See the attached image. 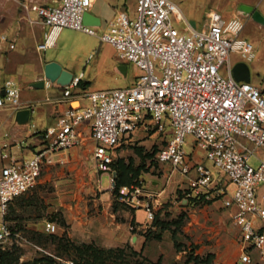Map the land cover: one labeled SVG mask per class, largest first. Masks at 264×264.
<instances>
[{
    "label": "built area",
    "instance_id": "built-area-1",
    "mask_svg": "<svg viewBox=\"0 0 264 264\" xmlns=\"http://www.w3.org/2000/svg\"><path fill=\"white\" fill-rule=\"evenodd\" d=\"M17 1L25 10L36 12L46 29L40 51L55 47L65 29L81 31L112 46L121 61L133 64L140 73L136 83L127 88L86 90V104L77 107L74 92L81 88L84 74L74 76L62 89L63 101L69 106L60 112L55 125L42 133L43 147L28 159L2 153V159L9 162L0 167V252L33 245L12 229L11 205L35 187L57 153L85 144L86 126L94 144L95 167L113 176V188L118 149L141 132L167 134V145L158 153V160L185 178L186 202L211 201L217 192L224 207L234 209L241 264H253L252 251L264 259V90L234 76L236 64H249L257 57L253 43L243 36L246 21L242 14L226 20L218 11H210L198 30L172 0H136L134 16L120 11L100 34L84 23L92 0H61L54 7ZM174 20L185 22L182 32ZM8 41V36H0V50ZM3 91L0 108L19 111L18 83L5 81ZM189 136L211 167L195 161L194 153H187ZM253 158L257 168L250 163ZM120 194L119 201L143 210L146 221L154 222L158 194L145 191L142 184L124 187ZM45 232L55 234L58 226L48 221Z\"/></svg>",
    "mask_w": 264,
    "mask_h": 264
},
{
    "label": "rangeland",
    "instance_id": "rangeland-1",
    "mask_svg": "<svg viewBox=\"0 0 264 264\" xmlns=\"http://www.w3.org/2000/svg\"><path fill=\"white\" fill-rule=\"evenodd\" d=\"M172 1L186 19L201 30L208 12L216 10L229 20L238 15L237 9L245 0ZM174 23L181 32L184 30L185 22L174 20ZM15 29L0 13V36H9V41L4 42L0 50L3 57L15 55L19 50L10 49ZM252 29L249 28L245 36L253 43L257 57L248 66L253 84L264 90V28ZM65 30L64 36L86 43V51L69 53L66 58L78 62L86 59V81L91 82V89H120L136 83L139 70L133 64L121 61L115 49L102 44L95 36ZM21 43L17 44L18 48ZM55 51L48 49L40 55L47 57ZM121 66L127 68L126 75L117 72L116 68ZM9 77L19 80L18 75ZM74 106L77 107V103ZM37 123L38 116L34 115L32 124ZM3 131L8 133L6 141L12 142L14 130L9 128ZM168 137L167 134H156L155 130L132 135L118 149L113 166L116 171L115 164L118 160H124L131 162L133 168L140 172L139 180L145 191L158 194L154 198L156 215L160 222L168 224L167 229H162L161 224L154 227L141 215L140 220L144 223H137V209L113 195V176L104 174L102 177V172L95 168L92 160L94 144L87 139L83 148L86 150V160L89 157L87 164L73 163L71 168L65 167L59 175L44 169L35 187L20 196L18 202H13L9 214L12 229L20 232L33 245L16 246L8 251L11 254L3 258L0 264L33 262L49 256L47 253L54 255L62 264L67 261L80 262L78 249L84 245L118 250L109 255L103 264H241L240 230L224 207L222 197H218L214 191L215 198L211 201L189 204L186 202L188 185L185 178L174 172L170 165L159 162L158 153L167 145ZM18 141L20 143L13 144H20L22 150L32 151L39 144L35 140L25 148L23 138ZM24 142L27 143L28 139ZM185 149L188 154L194 153L195 161L212 166L205 154L195 149L193 137L187 138ZM250 163L255 168L259 165L254 158ZM50 174H53L52 177H49ZM48 221L56 223L57 233L50 235L45 232ZM174 222H180L179 227ZM175 230L177 238L173 235ZM258 255L252 251V258L257 259Z\"/></svg>",
    "mask_w": 264,
    "mask_h": 264
},
{
    "label": "crops",
    "instance_id": "crops-1",
    "mask_svg": "<svg viewBox=\"0 0 264 264\" xmlns=\"http://www.w3.org/2000/svg\"><path fill=\"white\" fill-rule=\"evenodd\" d=\"M31 1L40 5L54 7L59 5L61 0ZM243 4L253 7V13H259L262 19V22H258L252 18V15L247 17L242 15L246 21L243 36L247 39L245 35L247 34V30H249V28L253 27L252 30H261L264 28V0H245ZM122 10L127 11L131 16H134L136 11V0H92V6L88 10L87 14H90L93 18L94 25L92 27H94L98 31V33L101 34L107 29L109 23ZM237 12L238 13L236 14L239 15V7L237 9ZM0 13L4 19H7L9 21L11 27L16 28L14 31L15 35H13V38L10 43V49H19L16 54L12 56L6 55L3 57L2 54H0V92L3 91L5 81L13 80L17 82L21 88L22 106L20 110L31 109L32 111L31 121L29 125L20 126L15 121L17 112L14 109L9 106L0 108L1 167L9 162V160L2 159V153L4 151L8 152L10 155L17 159L31 158L36 151L43 147L42 133L47 128L54 126L60 112L64 111L69 106L68 103H65L63 101L62 89L58 86L47 84L44 89H34L31 87L33 83L39 82L44 78V67L47 63L53 61L57 62L62 65L64 69L74 74L75 77L84 74L82 83H89L90 85L87 89L81 87L79 90H75L74 100L77 105H85L86 101L83 98L84 93L86 92V90L95 91V89H91V82L86 81V59L82 60V62H78L76 60H68L66 58L69 53L76 54L77 52H80L82 50L86 51L85 42L69 39L67 36H64L67 31L64 30L60 34L56 46L51 48V50L56 51L50 56H41L40 54L42 52L47 51H40L38 49V46L44 40V34L46 29L43 27L38 14L34 11L25 10L24 8H22V6L17 0H0ZM96 38L99 40L98 37ZM19 42H22L20 44V48L17 47V44H19ZM12 43L15 45L14 48H11ZM108 46L112 47L110 45ZM30 62H32L34 65H31ZM27 67L29 68L26 70ZM121 67H117L116 70L118 73L124 74ZM10 75H18L19 80L9 77ZM34 115L38 116L39 123L37 124H32ZM9 128H12V130H14L15 132L14 140L12 142L6 141L5 138L8 137V133H4L3 131ZM84 133L86 144V140L90 139V131L86 128V126H84ZM138 134L145 133L141 132ZM19 138H23L25 148L29 147L30 143H34L33 141L35 140H37L39 144L32 151H30L29 149L22 150V148H20V144L14 145L16 142L20 143V141H18ZM26 138L28 139L27 143L24 142ZM5 145H8L7 149H4ZM84 145L68 151L57 153L54 156V164L50 166L46 165L44 169L46 171H51V173L53 174L59 175L64 171L65 167L71 168V166H73V163L87 164L86 161L89 160V157L86 160V150H83ZM86 168L87 170H89L88 166H86ZM53 174H50L49 177H52ZM103 175L104 174L102 173L101 176L103 177ZM19 198L20 197H18L15 201L18 202L20 200ZM227 210L232 219V213L234 212V209ZM136 215L137 223L142 225L144 221L140 220V215L143 219H146L145 212L140 209L136 211ZM253 259V264H264V259H262L260 255H258L257 259Z\"/></svg>",
    "mask_w": 264,
    "mask_h": 264
},
{
    "label": "trees",
    "instance_id": "trees-1",
    "mask_svg": "<svg viewBox=\"0 0 264 264\" xmlns=\"http://www.w3.org/2000/svg\"><path fill=\"white\" fill-rule=\"evenodd\" d=\"M89 85H90L89 83H86V84L81 83V87H83L84 89L85 88L87 89ZM115 166H116L117 176L115 179V187H114L113 195L116 197V199L119 200L120 195H121L120 191L122 188L141 184L139 180L140 172L133 168V164L131 162L126 163L124 160H118ZM202 201H206V200L193 199V200H189L188 203L197 204ZM62 224L65 225V222H62ZM160 224L162 226V229L168 228V224L160 222L159 216L156 215L155 220L153 222V226L154 227L155 225L159 226ZM175 224L178 225L179 227L180 222H174V225ZM173 235L175 238H177L176 230L173 232ZM160 237L161 236H159V238ZM78 250H79V255L81 256V261L80 262L73 261L75 264H97V263L103 264L106 262V259L109 257V255L114 254L115 252L118 251V250H113V249L102 250V249L96 248L93 245H84L82 249H78ZM10 254L11 252H0V261L3 258H6L7 256H9ZM24 264H62V263H60L56 258L52 256H44L33 262H28Z\"/></svg>",
    "mask_w": 264,
    "mask_h": 264
},
{
    "label": "water",
    "instance_id": "water-1",
    "mask_svg": "<svg viewBox=\"0 0 264 264\" xmlns=\"http://www.w3.org/2000/svg\"><path fill=\"white\" fill-rule=\"evenodd\" d=\"M254 8L245 4H242L239 6V13L244 16H250L252 15V18L258 22H262V19L259 15V13L254 12ZM84 23L85 25L93 26V18L90 14H85L84 16ZM124 74L127 72V68L125 66L121 67ZM234 76L239 82H246L251 83L252 82V74L250 67L248 64L244 62H240L236 64L233 68ZM74 79V74L70 73L66 69L62 67L57 62H49L44 67V78L39 81L35 82L31 85L34 89H44L47 84L56 85L59 88L63 89L67 86H69ZM3 96H5V91H2L1 93ZM31 109H22L17 111L15 121L20 126H26L29 125L31 121Z\"/></svg>",
    "mask_w": 264,
    "mask_h": 264
}]
</instances>
